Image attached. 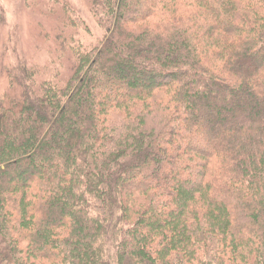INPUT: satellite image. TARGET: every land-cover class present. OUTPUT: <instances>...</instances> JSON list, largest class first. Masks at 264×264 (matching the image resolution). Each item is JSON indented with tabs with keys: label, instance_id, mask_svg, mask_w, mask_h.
<instances>
[{
	"label": "trees",
	"instance_id": "trees-1",
	"mask_svg": "<svg viewBox=\"0 0 264 264\" xmlns=\"http://www.w3.org/2000/svg\"><path fill=\"white\" fill-rule=\"evenodd\" d=\"M51 4L54 75L0 93V264H264V0H89L96 43Z\"/></svg>",
	"mask_w": 264,
	"mask_h": 264
},
{
	"label": "rangeland",
	"instance_id": "rangeland-1",
	"mask_svg": "<svg viewBox=\"0 0 264 264\" xmlns=\"http://www.w3.org/2000/svg\"><path fill=\"white\" fill-rule=\"evenodd\" d=\"M52 0H0V93L8 91V68L25 60L41 71V78L53 76L50 63L56 60V29L61 25L65 10L61 4L53 6ZM87 28L79 30L85 42L96 43L103 31L97 25L89 6V0H69ZM49 11L52 13L50 14ZM67 58V56H66ZM66 59L56 62L61 72ZM39 76V77H40Z\"/></svg>",
	"mask_w": 264,
	"mask_h": 264
}]
</instances>
